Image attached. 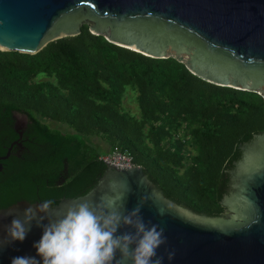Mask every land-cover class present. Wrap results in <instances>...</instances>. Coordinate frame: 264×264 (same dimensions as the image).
Segmentation results:
<instances>
[{
	"label": "trees",
	"instance_id": "obj_1",
	"mask_svg": "<svg viewBox=\"0 0 264 264\" xmlns=\"http://www.w3.org/2000/svg\"><path fill=\"white\" fill-rule=\"evenodd\" d=\"M127 93L136 113L123 106ZM15 113L24 148L1 160L0 203L81 195L105 168L98 157L117 146L163 197L218 216L239 145L264 131L261 95L115 45L87 24L35 53L0 50V155L18 139Z\"/></svg>",
	"mask_w": 264,
	"mask_h": 264
},
{
	"label": "water",
	"instance_id": "obj_2",
	"mask_svg": "<svg viewBox=\"0 0 264 264\" xmlns=\"http://www.w3.org/2000/svg\"><path fill=\"white\" fill-rule=\"evenodd\" d=\"M82 24L115 45L149 57H174L207 82L253 91L264 99V0H0V50L35 53L51 40L78 34ZM239 149L220 198L229 216L196 214L172 203L139 165L104 163L102 174L83 194L51 200L62 213L72 202L97 204L123 193L127 184L132 191L126 210L147 196L140 214L146 223L165 229L167 243L157 250L163 264H264V131ZM43 201L0 203V264L36 255L33 244L42 229L35 222L23 242L9 243L6 229L14 217L23 218L29 204ZM158 208L166 214L158 215ZM126 231L133 230L122 227L117 235ZM168 251L175 252L171 260Z\"/></svg>",
	"mask_w": 264,
	"mask_h": 264
},
{
	"label": "clouds",
	"instance_id": "obj_3",
	"mask_svg": "<svg viewBox=\"0 0 264 264\" xmlns=\"http://www.w3.org/2000/svg\"><path fill=\"white\" fill-rule=\"evenodd\" d=\"M131 191L126 184L123 193L103 197L97 204L87 200L72 202L62 213L56 211L51 199L29 204L23 210V218L14 217L7 226L8 242H23L33 222L42 229V235L33 244L35 256H17L12 258L11 264H163L164 257L158 255L157 250L167 243L165 229L151 221L146 223L140 214L147 196L131 211L126 210ZM157 214L166 213L158 208ZM122 227L133 231L117 235ZM174 256V251L167 252L169 260Z\"/></svg>",
	"mask_w": 264,
	"mask_h": 264
},
{
	"label": "built area",
	"instance_id": "obj_4",
	"mask_svg": "<svg viewBox=\"0 0 264 264\" xmlns=\"http://www.w3.org/2000/svg\"><path fill=\"white\" fill-rule=\"evenodd\" d=\"M103 163L116 168H130L134 166L131 156L125 149L114 146L98 157Z\"/></svg>",
	"mask_w": 264,
	"mask_h": 264
},
{
	"label": "flooded vegetation",
	"instance_id": "obj_5",
	"mask_svg": "<svg viewBox=\"0 0 264 264\" xmlns=\"http://www.w3.org/2000/svg\"><path fill=\"white\" fill-rule=\"evenodd\" d=\"M16 115H17L16 113L13 114L14 121H13L12 128H13V130H14L15 132H17V134H18V139L14 138V139H12V140L9 142V143L11 144L12 142L15 141V142L11 145V147H10L11 152H12V150L20 151V150H22V149L24 148V145L22 144V143H23V140L20 141V136H21V130H20V129H22L23 126H24V123H25V117L22 116V115H20V116L22 117V121H18ZM10 150L8 151V154H7L6 158L9 156V154H10ZM0 156H3V155H0ZM4 159H5V158H3V159L0 158V173H2V172H3V169H4V167H3L2 163H1V160H4ZM220 215H223V216H229V214H227V213L225 212V209H223V211L221 212Z\"/></svg>",
	"mask_w": 264,
	"mask_h": 264
},
{
	"label": "rangeland",
	"instance_id": "obj_6",
	"mask_svg": "<svg viewBox=\"0 0 264 264\" xmlns=\"http://www.w3.org/2000/svg\"><path fill=\"white\" fill-rule=\"evenodd\" d=\"M123 98H124L123 106L126 109H128L131 113H136L137 112L136 111L137 107H135L136 104H135V102H133L132 96L127 93V94L124 95ZM16 117H17L18 121H22V117L19 114H17ZM62 126H64V125H62ZM90 139H92L93 142L97 143V144H95V146L97 147V149L99 151L102 152L103 148H107L106 145H105L106 143L104 141H102L104 143L103 144V143H100L99 141H97L96 138H94V137H91Z\"/></svg>",
	"mask_w": 264,
	"mask_h": 264
}]
</instances>
